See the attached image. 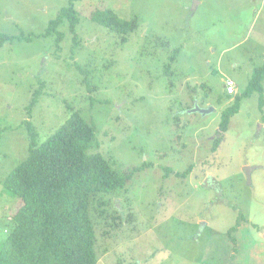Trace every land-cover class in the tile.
<instances>
[{
	"label": "rangeland",
	"instance_id": "374dc122",
	"mask_svg": "<svg viewBox=\"0 0 264 264\" xmlns=\"http://www.w3.org/2000/svg\"><path fill=\"white\" fill-rule=\"evenodd\" d=\"M68 3L0 0V248L27 123L40 145L76 112L95 132L87 153L125 177L90 205L98 264H264V80L219 130L263 65L264 0H79L75 33L44 35ZM107 8L135 19L124 41L92 21Z\"/></svg>",
	"mask_w": 264,
	"mask_h": 264
},
{
	"label": "trees",
	"instance_id": "16d2710c",
	"mask_svg": "<svg viewBox=\"0 0 264 264\" xmlns=\"http://www.w3.org/2000/svg\"><path fill=\"white\" fill-rule=\"evenodd\" d=\"M78 1L69 0L44 35L56 31L62 23L75 33L79 17L74 5ZM93 20L122 41L137 27L135 19L121 18L109 8L95 11ZM61 38L59 34L58 39ZM9 40L0 36V45ZM263 80L264 62L255 69L244 95L235 96L232 105L223 110L220 132L227 131L244 96L262 92ZM37 98L35 94L26 109L29 116ZM27 125L28 156L4 181V191L18 197L21 207L13 217V229L1 245L0 264H98L96 227L90 217V205L123 189L125 177L114 171L100 154L87 153L95 132L78 113L73 112L40 145L35 130L30 123ZM103 204L101 201L100 205ZM112 209L115 218L122 219L120 210ZM127 215L125 222L134 218L131 212ZM235 230L236 227L232 229Z\"/></svg>",
	"mask_w": 264,
	"mask_h": 264
},
{
	"label": "built area",
	"instance_id": "2783aa9c",
	"mask_svg": "<svg viewBox=\"0 0 264 264\" xmlns=\"http://www.w3.org/2000/svg\"><path fill=\"white\" fill-rule=\"evenodd\" d=\"M225 87L227 89V93L228 94H234L235 93V88H234V86H233L231 81L227 80L225 82Z\"/></svg>",
	"mask_w": 264,
	"mask_h": 264
},
{
	"label": "water",
	"instance_id": "95a60500",
	"mask_svg": "<svg viewBox=\"0 0 264 264\" xmlns=\"http://www.w3.org/2000/svg\"><path fill=\"white\" fill-rule=\"evenodd\" d=\"M199 112H204L202 110H198ZM250 171H251V168H246V173H247V176L250 177Z\"/></svg>",
	"mask_w": 264,
	"mask_h": 264
}]
</instances>
